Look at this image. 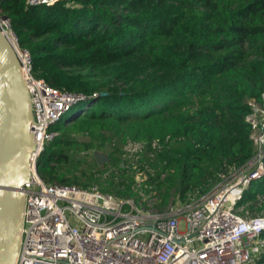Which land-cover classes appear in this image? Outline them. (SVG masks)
<instances>
[{"label":"trees","instance_id":"1","mask_svg":"<svg viewBox=\"0 0 264 264\" xmlns=\"http://www.w3.org/2000/svg\"><path fill=\"white\" fill-rule=\"evenodd\" d=\"M0 15L36 78L89 99L51 127L50 181L71 185L81 171L122 199L152 188L163 207L172 189L195 202L255 156L247 117L264 103V0H2ZM95 152L106 171L80 168L81 153ZM240 206L264 215V174Z\"/></svg>","mask_w":264,"mask_h":264},{"label":"built area","instance_id":"2","mask_svg":"<svg viewBox=\"0 0 264 264\" xmlns=\"http://www.w3.org/2000/svg\"><path fill=\"white\" fill-rule=\"evenodd\" d=\"M2 0H0L1 2ZM59 0H28L50 6ZM70 4L73 0H67ZM0 15V28L16 46L31 96L35 148L31 175L24 186V228L17 264H255L264 248V215L240 212L246 190L264 174V103L252 102L255 156L224 176L208 194L164 210L135 198H118L96 186L50 181L41 171L47 147L76 104L89 100L63 92L33 74L28 50L19 45L11 20ZM138 187L143 180L135 179ZM149 199V198H147Z\"/></svg>","mask_w":264,"mask_h":264},{"label":"water","instance_id":"3","mask_svg":"<svg viewBox=\"0 0 264 264\" xmlns=\"http://www.w3.org/2000/svg\"><path fill=\"white\" fill-rule=\"evenodd\" d=\"M8 18V17H6ZM104 95V94H102ZM31 96L14 43L0 28V264H17L35 148ZM99 165L109 162L94 153Z\"/></svg>","mask_w":264,"mask_h":264},{"label":"rangeland","instance_id":"4","mask_svg":"<svg viewBox=\"0 0 264 264\" xmlns=\"http://www.w3.org/2000/svg\"><path fill=\"white\" fill-rule=\"evenodd\" d=\"M66 119H67V117L64 118L63 121H65ZM139 149H140V145H138V144L130 145L127 148L128 152H130L131 154L132 153L135 154L137 151H139ZM93 157H94V153H93V156H91L90 154L81 153L80 159L82 161V165L80 166V168H86V170L88 168L89 170H91V168L89 167V165H90V166H93L94 170L98 169L99 171H103V170L106 171L105 166H104V164H106V163H104L102 165L98 164L99 167H96ZM133 161H135V160H133ZM73 176H76V177L73 178ZM73 176H68L70 178H73V184L72 185H77L80 187L83 186V188H84V185L91 186V187L96 186L97 188L101 189L99 184L89 183V181L87 180V177L85 175H83L81 171H77L75 173V175H73ZM136 178H139L140 180L144 181V180H146L147 176L145 173L142 172V173H138L135 176V179ZM101 181L103 182V180H101ZM136 198L138 200L140 198V200H143V203H146V204H147V201H149L150 199H153L152 201L150 200L149 202H151V203L153 202V207L159 211L164 210L169 204H174V205L189 204V202H185L180 198V194L176 191V189H172L170 191V197L168 199V204L163 206V207H160L158 205L159 204L158 195L156 194L155 190L152 188L149 189V192H145L144 190L141 189L140 193L138 194V196ZM147 198H149V199H147ZM262 253H264V248L262 250ZM262 253L260 252V253L256 254V256H257V259H255L256 261L259 260ZM255 264H257V262Z\"/></svg>","mask_w":264,"mask_h":264}]
</instances>
